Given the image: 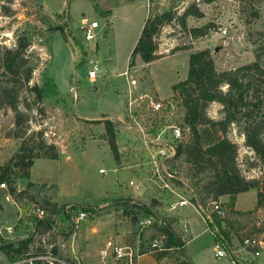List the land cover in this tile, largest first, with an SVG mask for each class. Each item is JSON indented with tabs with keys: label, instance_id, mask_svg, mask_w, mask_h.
<instances>
[{
	"label": "rangeland",
	"instance_id": "obj_1",
	"mask_svg": "<svg viewBox=\"0 0 264 264\" xmlns=\"http://www.w3.org/2000/svg\"><path fill=\"white\" fill-rule=\"evenodd\" d=\"M97 2L113 8L112 16L110 10L102 11ZM192 5L201 11L202 17H187L186 26H209L206 35L191 39L176 24L166 25L157 38L158 58L145 64L136 57L134 65L128 66L148 14L170 9L182 14ZM82 19L98 23L94 40L84 39ZM58 27L62 30H56ZM223 29H226L225 37L220 32ZM22 36L28 39L26 62L19 74L12 75L2 67L4 52L14 49ZM260 41H264V0H47V6L45 0H0V87L8 85L19 90L16 109L28 118L26 135H33L35 141L42 140L45 146H53L58 154L55 160L35 159L28 179L15 180L14 186L20 190L28 182L36 186L26 194L33 200L10 194L8 183L0 188V244L16 242L26 233L29 223H33L29 215L30 204L35 201L45 207L48 203L60 210L68 206L70 212L77 209L89 212L74 239L83 264H103L98 250L107 240L130 246L134 254H146L136 264L182 261L230 264L227 257H214L213 237L196 208L197 214L184 219L178 214L179 207L168 209L182 198L193 205L190 200L196 195L192 192L206 185L211 171L199 172L181 156L169 165L176 178L165 179L168 185L165 188L163 181L153 176V167L143 162L142 138L135 131L126 130L120 119L129 99H137L145 107L148 99L140 100L139 96H146L164 105L170 102L174 110L168 115L167 124L184 127V110L171 87L185 79L188 55L208 49L216 70L228 71L252 63L255 43ZM89 60L97 61L100 68L93 83L86 77ZM27 68H31L30 80L22 83ZM124 71L135 80L130 96L128 84L120 75ZM33 87L40 90V99L30 91ZM252 87L255 88L250 87L249 95ZM222 89L226 92V87ZM263 115L264 109L252 112L247 118L237 114L239 120L228 126L225 135L236 144L240 174L258 182V189L244 192L237 199L238 208L251 212L249 215L232 214L227 196L217 200L225 209L231 247L239 264H264V249L255 258L241 246V237L262 235L264 238V162L246 145L243 134L247 125ZM14 116L10 107H0V165L6 163L20 143L13 137ZM205 116L212 121L221 120L224 116L221 104H208ZM106 119L114 123L116 157L109 148L103 124ZM198 133L204 148L223 136L217 127L204 124L198 126ZM38 134L40 139L36 137ZM190 137L189 131L188 142ZM257 192L263 194L260 208H256ZM7 195H11L9 201L5 199ZM136 205L149 206L152 211L147 214L133 207ZM68 216L62 212L56 216L57 231H64ZM147 217L152 224L140 228L138 220ZM160 219L167 221L170 232L184 245L187 241L185 252L170 248L149 253L154 240L163 246L157 230ZM56 240L61 248L65 239ZM6 262L7 257L0 249V264Z\"/></svg>",
	"mask_w": 264,
	"mask_h": 264
},
{
	"label": "trees",
	"instance_id": "obj_2",
	"mask_svg": "<svg viewBox=\"0 0 264 264\" xmlns=\"http://www.w3.org/2000/svg\"><path fill=\"white\" fill-rule=\"evenodd\" d=\"M192 16L202 17L201 11L192 5L186 8L182 14L176 10H168L162 13L147 15L134 48L130 54L129 67L134 65L136 57L145 64L151 63L158 58L157 38L161 30L166 25L176 24L191 39L206 35L209 26L201 28H187L186 18ZM62 30L58 27L56 30ZM28 46V39L24 36L18 38L14 49H7L4 52L2 67L7 73L12 75L19 74V70L25 65L26 59L24 52ZM264 56V41L255 43L254 61L252 63L237 67L228 71H217L208 49L195 51L188 55V69L184 80L172 85L171 89L174 97L180 100L184 110L183 123L190 130V140L188 143L179 144L176 148V156H184V161L191 164L197 171L203 172L210 170L212 175L206 182V185L200 190L193 191L196 196H192L191 203L198 210L197 201L201 206L206 205V201H217L222 196H227L230 202L231 213L235 215H249L251 212L238 211L234 209V202L237 195L249 190L258 189L256 180H248L240 174L236 163V144L230 142L226 137L228 126L236 123L239 118L237 114L244 117H250L254 111L264 109V67L262 65ZM31 68L24 72L22 83H28L30 80ZM21 83V85H22ZM252 87L249 95L250 87ZM226 87V92H223ZM40 99L41 92L38 88H30ZM19 90L14 86L4 85L0 87V107H10L14 112V130L13 137L20 140L16 152L0 165V184L8 183V191L17 198H31L26 195L28 189L36 187L32 182H28L25 189L16 192L14 182L18 178L28 179L29 170L38 158H47L55 160L58 158L53 146H45L42 140L35 141L32 136L26 135V123L28 118L17 111V99ZM253 101V102H252ZM216 102L221 104L223 109V118L219 121H212L205 116V109L208 104ZM109 148L112 154L117 156L116 132L114 123L110 120H103ZM209 125L217 127L223 134L222 138L210 142L205 148L202 146L198 133V126ZM243 134L245 142L264 162V115L259 120H254L251 125L245 127ZM41 138V134L36 136ZM31 141V144L28 142ZM264 167V165H263ZM194 187L191 186L190 189ZM27 196V197H26ZM261 192L256 194V208L262 205ZM47 203V202H46ZM42 205V204H41ZM49 210L53 213L57 211L55 204H48ZM140 208L143 212L151 213L149 206H133ZM224 218H219L212 214L211 220H205V225L213 234V240L221 241L226 249L230 251V228L225 223ZM225 223V226H222ZM163 237V248L184 249L182 240L170 232L169 224L166 220L160 219V226L157 228ZM245 237V236H244ZM243 237H241L242 241ZM28 241H20L17 248L13 244H0V249L4 252L7 259L13 254H18L27 247ZM184 252V250H181ZM180 264H189L182 261Z\"/></svg>",
	"mask_w": 264,
	"mask_h": 264
},
{
	"label": "built area",
	"instance_id": "obj_3",
	"mask_svg": "<svg viewBox=\"0 0 264 264\" xmlns=\"http://www.w3.org/2000/svg\"><path fill=\"white\" fill-rule=\"evenodd\" d=\"M97 28V22L88 21L87 19L81 20V32L86 41L96 38ZM220 32L222 37L226 36V29L220 30ZM99 73L100 68L97 61L89 60L86 72L88 81L91 83L95 82ZM120 75L125 78L128 84L127 94L130 96L131 88H135V80L128 75L127 71ZM143 97L148 99L145 107L140 106L141 104L137 103V99H129L128 105H126L124 112L121 114L120 123L125 126L126 130L135 131L142 138V151L145 155L144 164L151 165L154 169L153 176L163 181V186L168 188L164 180L176 178L169 165L177 162L180 158L176 156V148L179 144L188 143L190 130L185 124L182 128L175 124H167L168 115H171L174 110L170 102L164 105L160 100H154L146 96H139V99L142 100ZM100 172L102 173L103 170H100ZM132 183L130 181L129 185H132ZM0 188H5V184H0ZM19 190L18 188L17 191ZM5 199L9 201L11 195H7ZM189 204L187 199L182 198L171 204L168 209L173 211L176 207ZM197 205L203 220H211L212 214L219 218L225 217V209L218 201L210 200L205 206H201L199 203ZM69 209L68 206H65L61 210L57 208V211L53 213L40 203L32 202L30 204L31 214L29 217L32 218L33 223H29L30 227L22 237L18 238L16 242H11L14 245L13 248H17L18 242L27 240V247L18 254H13L4 264H83L74 245V239L79 228L88 218L89 212L82 209L70 212ZM150 211L152 210L150 209ZM61 212L64 216L69 215V219L64 231L59 232L55 229V224L57 223L56 216ZM151 224L152 220L150 217L138 220V226L142 229L149 227ZM211 235L213 234L211 233ZM57 237L65 239V242L63 241L61 244V248H59L56 240ZM66 245L67 247H65ZM150 246L149 253L166 250L163 246H159L156 240ZM241 246L255 258L259 257L264 249V238L262 235L245 236L241 241ZM211 251L217 259L227 257L231 264H239L234 250L228 251L219 240L212 241ZM144 255L146 254H134L130 246L119 245L112 240L105 241L98 250V257L103 264H136L137 259Z\"/></svg>",
	"mask_w": 264,
	"mask_h": 264
},
{
	"label": "crops",
	"instance_id": "obj_4",
	"mask_svg": "<svg viewBox=\"0 0 264 264\" xmlns=\"http://www.w3.org/2000/svg\"><path fill=\"white\" fill-rule=\"evenodd\" d=\"M98 4H99V6H100V8H101V10L102 11H105V10H107V11H111V16H112V11H113V8H111L109 5H107V6H102V5H100V3L99 2H97ZM71 4H72V2L69 4V7L71 6ZM45 5L47 6V0H45ZM112 18V17H111ZM123 73V72H122ZM121 73V74H122ZM126 87H124V89H125ZM126 90V89H125ZM106 114V113H105ZM117 114V113H116ZM108 115H114V113H108ZM144 154V153H143ZM144 158H145V155H144ZM145 161V160H144ZM143 161V162H144ZM173 191V190H172ZM174 192V191H173ZM241 194H243V193H241ZM241 194H239V195H237V197H236V199H235V203H234V209L235 210H238V211H246V210H241V209H239L238 208V206H237V199H238V197L241 195ZM226 196H223V197H221V198H225ZM179 209V212H178V214H180V216H181V218H186V216H189V215H194V214H197V211H196V209H195V207L193 206V205H184V206H181V207H179L178 208ZM187 221V220H186ZM188 222V221H187ZM196 236V235H195ZM193 238V237H192ZM190 240V239H189ZM186 243H187V241L185 242V245H186ZM185 245H184V252H185ZM230 264H231V262H230Z\"/></svg>",
	"mask_w": 264,
	"mask_h": 264
},
{
	"label": "water",
	"instance_id": "obj_5",
	"mask_svg": "<svg viewBox=\"0 0 264 264\" xmlns=\"http://www.w3.org/2000/svg\"><path fill=\"white\" fill-rule=\"evenodd\" d=\"M80 50H81V54L84 55L85 51L81 45H80Z\"/></svg>",
	"mask_w": 264,
	"mask_h": 264
}]
</instances>
